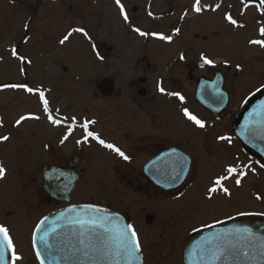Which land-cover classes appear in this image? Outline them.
Masks as SVG:
<instances>
[{
	"label": "rangeland",
	"instance_id": "374dc122",
	"mask_svg": "<svg viewBox=\"0 0 264 264\" xmlns=\"http://www.w3.org/2000/svg\"><path fill=\"white\" fill-rule=\"evenodd\" d=\"M193 1L121 0L129 18L125 22L115 0H0V81L16 77L17 72L13 68V63L16 64V62L11 60V54L7 51L23 42L26 45L23 49L26 54H32L33 63L44 64V61L50 62L51 58L62 60L60 66L69 65L71 62L83 71L84 78L80 82H69L67 86H64L65 90H68L64 93H76L83 103L86 102V105L78 106L74 96L60 93V88H55L60 94H51L48 97L50 108L57 117H65L68 122L72 121V117L76 118L77 123L91 121L90 115L99 117L96 131L102 134L105 141L116 145L126 142V137L118 131L116 126L117 132L112 129L110 123L114 121L102 114V106L94 103V90L89 85L87 87L85 83L91 81L88 77L94 75L93 70H98V74H105L104 76L111 74L117 77L121 86H123L122 83L129 81L130 76L133 75L132 64L114 60L112 62V59L117 58V54H121L123 60H130L137 52L138 39L143 36L133 31L131 25L136 27L140 24L146 27L148 44H150L146 52L147 61L152 62L154 69L160 71L159 75L149 73L150 75L147 76L150 82L149 88L154 89V82L158 76L163 79L174 76L175 72L179 74L182 72L181 66L176 64L178 61L179 63L183 61L179 58L181 55L194 60L195 63L202 61L200 59L202 55L215 60V63L219 64L217 70H221L226 75L231 107L225 116L216 120L220 122L218 129L213 128L211 118L197 105H194L192 111L202 121H207L203 129L195 125L182 127L184 117L172 108L169 102L162 101L151 106L154 110H147L144 107L145 111H148L147 117L140 115L139 111L135 114L140 120L149 121L148 118H151L157 121L156 124L162 123L160 127L147 131L152 136L156 134L153 140L160 141L165 148L175 146L192 154L193 166L190 179L177 191L169 194L158 192L156 195L151 192V188L146 185L141 175L142 164L149 157L146 152L137 156L130 166L124 164V160L117 155L106 152L92 142L89 145L81 143L79 146L75 139L64 144L65 149L72 147L75 155L81 160L77 168L80 179L69 205H100L125 213L134 220L140 234L149 239L148 246H158V236L163 233L166 242L168 236L170 240H173L179 232L185 236V233L195 228L224 218L221 217L223 208H225L226 218L238 215L240 212H247L257 215H251L252 217L244 215L243 219H264V215H258L264 213V198L256 199L257 195L264 196V174L261 169L254 172L245 171L247 175L240 187H236L234 182L227 184L232 191V196H225L222 192H218L214 194L212 200L208 201L206 194L210 180L223 174L224 168L233 163L237 165L242 163L244 166L251 164L247 156L238 149L239 144L235 142L237 140L232 137V121L236 109H241L244 101L264 85V49L260 50L259 45L249 43L253 39H259L256 33L254 34L255 27H253L252 38L249 39V30L228 26L225 29L224 25L208 27V32H204L203 29L197 31L200 32V37L203 35L207 37L201 41L194 38L193 31L186 32L178 42L183 47L177 44V47L172 48L174 45L166 47L160 44V40L151 34L159 33L161 28L169 32L171 20L168 15L165 17L168 11L173 8L176 10L179 5V10L186 6L190 9ZM135 8L137 11L133 13L132 9ZM150 8L155 15H149ZM202 18L199 16L200 20ZM26 23L30 24L26 25ZM77 27L84 28L90 38L74 33L70 43L51 53L50 49L60 45L59 40L68 31ZM28 37L33 38L32 42L30 40L25 42ZM93 37H97L100 48L106 44V50L102 52H106L109 46L115 48L112 53L115 56L111 58V63L108 61L105 66L104 63H99L98 68L93 66L90 59L91 47L88 45ZM186 44L190 46L189 50H185ZM34 45L38 50L32 51ZM45 54H51V57ZM55 54L60 55L61 58L57 55L54 57ZM58 65L56 62V67L52 66L54 72L51 70L49 76H45L42 70L32 69L28 72L30 84L36 85L35 89L45 92V84L48 85V82L53 79H59L57 78L59 74L55 73ZM176 66H178L177 71ZM118 70L119 75L115 73ZM198 72L201 71L198 70ZM144 74L147 73L144 72ZM125 94L124 91L123 98ZM14 95L5 90L0 92V110L4 113L6 125V128L0 132L10 137V141L0 143L2 145L0 146V164L6 169L5 178L0 180V223L10 229L18 252L28 258L26 264H35L30 249L34 226L48 213L63 206L46 203L47 198L41 191L42 170L52 162L67 166V160L71 155L61 156L55 154L53 149L47 151L44 147L45 139L56 131L59 133V138L63 135L62 128L54 130L50 124L34 126L28 122L19 131L13 129L12 124L16 120V115L11 112L15 110L9 108L12 101L17 100V96ZM32 101L31 108L38 112L39 104L36 95ZM112 101L117 106L122 104L118 97ZM19 108L20 115L28 112L27 107L21 104ZM40 115H42L41 112ZM8 126L10 129H7ZM95 127V124H91L89 128L96 133ZM16 132L19 137L24 138L17 139L18 144L15 142L17 135L12 139ZM82 136L78 137L82 138ZM220 136L230 137L231 142L220 140ZM151 212L155 213L156 219L152 225L148 226L145 217ZM174 244L179 246L177 243ZM176 246L173 247L170 243L168 251H174ZM163 264H171V262L167 261Z\"/></svg>",
	"mask_w": 264,
	"mask_h": 264
},
{
	"label": "flooded vegetation",
	"instance_id": "af4514ba",
	"mask_svg": "<svg viewBox=\"0 0 264 264\" xmlns=\"http://www.w3.org/2000/svg\"><path fill=\"white\" fill-rule=\"evenodd\" d=\"M245 3L248 5L247 8H245V6L243 4H241L240 0H201V5L202 8L204 7H209V9H211L212 7H216L217 5H220L219 8H217V11L212 13L211 11L208 13H205L207 15H203L201 17H203L201 20L198 17H195V15H193V5L195 4V0L193 2V4L191 5V8L189 9L187 6L181 8V10L178 9V7L171 9L168 11V14L165 15V17H167L171 20L170 22V28H169V32L168 30H164V28L160 29V32L158 34H163L165 36H171L172 38V42L168 43L167 41H160V44H164L166 45V47H171L174 45L175 48L177 47V44L179 46H181L178 42L180 41L181 37L186 33V32H190L193 31V36L196 40H204L206 39V35H203L202 37H200V32H197L201 29L204 30V32H208V27H223L226 29L227 26L228 27H238V26H233L231 24H229L227 22V20L224 19V17L226 15H231L233 17V19L238 21L239 25H243V27H238V28H243L244 30H249L250 34H249V39L252 38V31H254L253 27H255V31L254 34L256 33L257 38H259L260 40H264V36H261L258 33V30L262 27H264V15H262V12H264V9H262L261 7H259L260 5V0H245ZM180 8V7H179ZM125 9V8H124ZM133 12V9H132ZM151 12L152 15H155L154 12L152 11V8H150L148 10V13ZM185 13H187V15H185ZM151 15V16H152ZM168 21V20H167ZM202 22V23H201ZM163 23V22H161ZM138 25V24H137ZM139 29L141 31L146 32V27H142L140 26V24L138 25ZM176 29H179V33L177 34ZM150 31H152L151 29H149ZM149 31V32H150ZM197 32V33H194ZM154 33V32H152ZM224 37V35H223ZM148 39L147 35L140 37L138 39L139 44H138V49L137 52L131 57L130 60H123V57L121 54H117V58L112 59L114 61H123V62H130V64H132V69L131 71L133 72V75L130 76V79L128 82L126 83H122L123 86H121L120 81L117 79V77H114L113 75L109 74L108 76H104L105 74H98V70H93L92 73L94 75H90L88 78H91V81H89L87 84V87L89 85V87H91L94 92H95V104H99L102 106V114L105 117H108L109 120L114 121V123H110V125L112 126V129L114 131L117 132L115 126L117 127L118 131H121L122 134L126 137V142L121 143L122 145H116L117 147H119L122 151L125 152L126 155H128L130 157L129 161H124V164L126 165H130L133 163V161L137 158V156L144 154L145 152L147 153L148 159L142 164L141 167V172H142V177L144 179V181L146 182V185L149 186L151 188V192H153L155 195L158 192L162 193V190L157 188L155 185H153V183L147 178V176L144 173V168L146 166V164L154 159L155 157L159 156L162 152L166 151L167 149L171 148V147H175V146H169L166 147L163 146L160 141L154 139L156 137L152 136L151 134L147 133V131L150 129H154L156 127H160L161 124H156L157 121H153L151 120V118H148L149 121H143L138 119L135 114L137 111H139L140 115L147 117L148 116V111H145L144 107L148 110V109H153L154 107H151L153 105H157V103L159 102H169L172 106V108L176 109V111L178 113H180L183 117V112L182 109L183 108H187L192 114L193 113V107L194 105H196L195 100H194V91H195V87L197 85V79L199 77H206L208 79H212L214 77V75L218 72H222L221 70H217V67L219 64L215 63V60L213 61V64L215 65V67L209 66L207 64H204L203 61L201 62H194V60L192 61V59L190 58H184L183 61L179 63V61L176 63L178 65L181 66V70L182 72L179 74L178 72H175L174 76H170V77H166V78H160L159 76L156 77V81L154 82V89L152 87L149 88V80H148V75L152 74V75H159L160 71L154 69V65L152 62L147 61L148 56H147V51H148V46L150 44H148ZM33 40V38H29L28 41ZM32 42V41H31ZM98 39L94 38L91 40V49H92V53L90 54V59L92 60V64L95 68H98L99 63H104L103 65L105 66L106 62H110L111 63V58L114 57L115 55H113L112 53L115 51V48L112 46H109L108 50L106 52H102L103 50H106V44H103V46L100 48V44L98 43ZM37 46L38 44L35 43ZM36 45L33 46L32 51L34 50H38ZM24 44H19L16 45V50L18 52V54L22 57H25L27 60H30L31 63H27V64H22L20 63V61L13 56V61L16 62L13 63V68H15V72H17L16 77L13 76V78L11 79H2L0 81V92L5 90L7 92H11L13 94H15L17 96V100L12 101L13 103L10 104V110L14 109L15 111H11L12 113H14L16 115V120L22 115H20V108H19V104H21V106L27 107L28 112H26L23 115H35L40 117L38 120H27L24 121L20 126H16L15 121H13L12 127L14 130H20L22 127H24L26 124H28V122H30L32 125L34 126H42L45 124H50L51 123L48 121L47 116L44 114L43 112V107L39 102V98L38 95H36V99L38 101L39 104V110L41 112L42 115H40V112L38 110V112H36L35 109H32V99L35 96V94H29L25 91H23L22 89H14V88H8L5 87L6 85H11V84H22V85H27L28 87H32L34 90V84H30V79L28 77V72H30L32 69H37V70H42V72H44L45 76H49L51 75V70L54 72L53 67L55 68L56 66V62L59 64L57 66V70L55 73L59 74V76L57 78L59 79H53L52 81L48 82V85H44V87L46 88L45 91V96L48 99V97L52 95H59L60 93H63L65 95L68 94V96H74L77 105L80 107H83V105H86L85 103L82 102V99L79 95L75 94H69L67 92L64 93V91H68L65 90L64 86H67L68 83L70 82H80L82 81V70L78 69L77 66H74L71 62L69 63V65H62L60 66V62L62 60L59 59H55V58H51L52 60H50V62L44 61V64L40 63L39 65L36 63H33L32 61H34L33 57H31V53L30 54H26L24 48ZM94 46V47H93ZM183 47V46H181ZM185 50H189L190 46H188V44H186ZM23 49V50H22ZM60 49V45H56L55 48H51L50 51L51 53L53 51H56ZM264 49V47L259 48ZM207 51V50H206ZM208 52V51H207ZM182 54V53H181ZM47 57H51V54H45ZM57 54L53 55L54 57ZM125 56V54H124ZM145 56V58H143ZM57 57L61 58L60 55H57ZM211 60V59H210ZM151 63V64H150ZM37 65V66H36ZM53 66V67H52ZM176 71L178 66L175 67ZM21 69H23V72L21 71ZM119 69V68H117ZM201 71L200 73L198 72ZM103 71V70H102ZM204 71V72H203ZM144 72H146L147 74H144ZM197 72V74H195ZM91 73V74H92ZM114 73V72H111ZM117 75H119V70L115 72ZM150 73V74H149ZM138 74V75H137ZM144 74V75H142ZM146 75V76H145ZM224 78H225V89L228 90L227 87V77L225 74ZM119 77V76H118ZM104 79H108L109 82H111L113 84V93L111 94V96H104L100 90H99V84L104 80ZM14 80H17V82H13ZM50 80V77H49ZM149 82V83H148ZM158 82V83H157ZM128 83V84H127ZM40 87V86H39ZM63 87V88H62ZM81 87V86H80ZM86 87V88H87ZM159 87H163L165 89V93L162 94L158 89ZM55 88H60L61 92L58 93V90H56ZM124 91L126 92L125 97L123 98V93ZM179 93V95L184 97V102L181 103L180 100L176 97V96H169L167 95V93ZM17 93V94H16ZM71 93V92H70ZM18 94H21L20 96ZM14 95V96H15ZM96 97L99 99H96ZM115 97H118L120 99V101H122L120 105H115L113 103V99ZM27 98V99H26ZM110 100V102L108 101ZM23 103V104H22ZM187 105V106H186ZM191 105V106H190ZM198 108H200L197 105ZM0 108H1V102H0ZM49 108H50V103H49ZM31 109V112H29ZM51 109V108H50ZM144 109V111H143ZM202 109V108H200ZM205 111V110H204ZM52 115L54 118L56 119H60V117H57L56 114L53 112V110L51 109ZM174 113V112H173ZM210 115V114H209ZM104 117V118H105ZM222 118V117H220ZM91 121H95V131L98 125V120L99 117H96L95 115H90L89 118ZM213 119V118H211ZM182 127L188 125H192L193 124L187 120L186 117H184V119H182ZM65 123L70 124L71 122H68L67 120L62 122V124L60 126H58L57 128L52 126L54 130L62 128L64 129V133L63 135L59 138L58 136V132L56 131L52 136H49L47 139H45V145L44 147L47 149V151L50 149V151L53 149V152L55 154H59L61 156H64L66 154L71 155V156H77L75 155V150H73L72 147H66L67 149L64 148V144H67V142L69 140H75L77 139V141H81L82 138H79L83 135V129L79 126L80 124H82V122L77 123L72 131V134L69 136V138L64 141L63 143H61V140L63 139V136L65 134H67L68 129L65 126ZM0 124H2L3 126L0 127V131L4 130L6 128L5 125V118H4V113L2 110H0ZM115 124V125H114ZM213 128L218 129L220 122H213ZM56 128V129H55ZM7 129H10L9 126L7 127ZM17 131V132H18ZM81 131L79 134L77 132ZM15 133L14 136H12V139L15 137V135H17L18 138L15 139L16 144H18L17 139L21 140L24 139L21 137H19L18 133ZM8 133V132H6ZM96 133L98 135H100V137L103 136L102 134L98 133L96 131ZM4 133L0 132V136H3ZM79 136V137H78ZM78 137V138H77ZM10 141V140H8ZM111 143V142H109ZM79 145V143H78ZM2 146V145H0ZM80 146V145H79ZM148 147V148H147ZM155 150H154V148ZM153 149V152H151ZM80 151V150H79ZM71 152V153H70ZM111 153V152H110ZM119 157V156H118ZM51 165H59L58 163H54L52 162ZM65 166V165H64ZM192 174V167L190 169V172L185 180V182L183 183V185L189 181L190 176ZM193 183V182H192ZM182 186H180L179 189H181ZM177 189V190H179ZM176 190V191H177ZM174 192V191H173ZM208 201H210L209 199H207ZM212 200V199H211ZM222 216L224 218L218 219L215 222H211L208 224H213L215 225V227L217 226H223L228 222H234V221H238V220H242V216H240V214L238 215H234V216H230L229 218H226V212H225V208L222 209ZM128 216V215H127ZM239 216V217H237ZM129 220L132 222L134 228L136 229L137 233H138V237L140 239L141 242V248H142V255H143V260H144V264H163L167 261L171 262V264H184V250L186 245L188 244V242L197 234L206 231L208 229V227L204 226H200L198 228L203 229V231L200 232H196L194 230L189 231L188 233H185L183 236V233L179 232V235L175 237V239L170 240L169 236L167 241L165 242V238H164V233L158 236V241H159V245L158 246H148L147 242H148V238L145 236H142L137 228V225L135 224L134 220H132L129 216H128ZM156 219V215L154 212L149 213L148 215H146L145 217V222L146 225L150 226L153 224V222ZM206 224V225H208ZM182 230V228H181ZM180 231V230H179ZM184 231V230H182ZM182 234V235H181ZM145 242V243H144ZM171 245L174 247L176 246L174 243H177L179 246H176V249L172 252H169V246ZM31 249V255L33 258V262L35 264H38L34 252ZM18 250V249H17ZM18 254H20L23 257V260L21 262H19V264H26L28 262V258L27 256H25L23 253L18 252ZM68 262L69 264H98V262H93L94 260L97 261V258H94L93 254H85L81 251L78 252V254H76L75 256L70 255L68 257Z\"/></svg>",
	"mask_w": 264,
	"mask_h": 264
},
{
	"label": "water",
	"instance_id": "95a60500",
	"mask_svg": "<svg viewBox=\"0 0 264 264\" xmlns=\"http://www.w3.org/2000/svg\"><path fill=\"white\" fill-rule=\"evenodd\" d=\"M197 83L195 98L198 104L214 115H222L228 110L230 96L224 90V78L221 74H217L213 80L201 77ZM100 87L101 92L105 96L111 95L113 86L108 81L102 82ZM262 104H264V88L246 101L241 111L237 114L233 127L239 141L264 164V108H261ZM245 126H247V130H245ZM73 164L76 165V163ZM190 165L191 161L186 152L181 149H173L153 160L146 167L145 172L151 181L156 182L165 190H170L177 188L185 180ZM44 173L43 192L49 196L50 200H54L57 203H69L72 199L77 177H74L70 170L60 167H48ZM167 185L171 186L168 187ZM82 207H66L48 216L49 220L45 228L49 230L55 229L48 237V242L53 245V248L48 251L43 245H38L44 255L45 264H62V249L68 246H75V239L77 238L79 242L82 238L79 235L78 227L73 228L67 223L65 218L75 215V213H69V209L76 208L79 210ZM96 208L101 210L102 215L113 218L118 217L121 225H128L124 216L100 207ZM61 213L65 214L64 217L61 216ZM244 228L251 230V238H248L245 233H234L229 239L233 242H238V247H242L243 251L248 252V256L237 252L212 260L211 251L213 244L201 243L205 237L211 238L214 233ZM261 238H264V222L243 221L228 224L227 226L205 232L193 239L186 249L185 262L186 264H264V257H261L258 251ZM98 244L99 240L92 238L89 243V251L90 249L94 251ZM139 255L141 256V254ZM93 256L99 260L98 264H127L123 256L115 258L112 255H105L102 257L95 251ZM135 264H142V258L136 261Z\"/></svg>",
	"mask_w": 264,
	"mask_h": 264
},
{
	"label": "snow or ice",
	"instance_id": "6c2138e0",
	"mask_svg": "<svg viewBox=\"0 0 264 264\" xmlns=\"http://www.w3.org/2000/svg\"><path fill=\"white\" fill-rule=\"evenodd\" d=\"M117 6L120 8V14L123 16L125 22L128 21V16L125 13L124 6L121 4V0H115ZM241 4L247 8V4L245 0H240ZM220 5H217L216 8H219ZM262 9H264V0H260V5ZM193 10L196 13H200L202 11L201 0H195V4L193 5ZM216 10V9H213ZM151 16L152 13L149 12ZM187 15V13H185ZM264 15V12H262ZM227 22L233 26L243 27V25H239L238 21L233 19L231 15H226L224 17ZM133 31L137 32L140 36H146L148 33L141 31L139 28L133 29ZM179 29H176L177 34L179 33ZM260 35L264 36V27L260 28ZM74 33H79L85 38H90L89 34L85 31L82 27L73 28L72 30L68 31L60 40L59 44L65 45L66 43L71 42V38L73 37ZM156 39L160 41H167L168 43L172 42L171 36H165L163 34L152 33ZM250 43L254 45H259L264 47V40L260 39H253ZM94 47V46H93ZM12 55L16 57L20 63L27 64L31 63L30 60H27L25 57H22L18 54L16 49L12 50ZM183 60L185 57L181 55L179 57ZM200 59L203 61L204 64L209 66L215 67L213 61L206 58L205 56H201ZM239 68V65H237ZM23 72V69H21ZM5 87L14 88V89H22L23 91L29 94L38 95L39 102L43 107V112L47 116L48 121L54 126H60L62 122L66 121L67 118L61 117L60 119H56L53 117L51 109L49 108V101L45 96V92L39 89H33L32 87H28L27 85L22 84H11L6 85ZM162 94L165 93V89L163 87H159L158 89ZM259 90V89H258ZM169 96H176L181 103L184 102V97L179 95V93H167ZM261 108H264V104L261 105ZM59 111V110H57ZM184 117L187 118L192 124L196 127L203 129L205 128V123L198 118L196 115L192 114L187 108L182 109ZM40 117L35 115H21L16 121V126H20L24 121L27 120H38ZM95 121L85 120L79 126L83 129V136L84 139L82 141H77V143H87L89 139L95 140L100 146L103 148L115 153L124 161H129L130 157L125 154L119 147L114 145L113 143H108L104 139L89 130L91 124H94ZM77 124L76 118L72 117V121L70 124L65 123V126L68 129L67 134L63 136L61 143L66 141L69 136L72 134L74 126ZM3 125L0 124V127ZM245 130H247V126H245ZM10 137L8 135L0 136V143L8 141ZM220 140L222 141H229L231 142L230 137L220 136ZM250 171L254 170L251 168L250 165H245ZM264 168V164L261 165ZM247 175V172L244 171L243 168H240L239 165L233 163L224 168L223 174L218 175L215 179L210 180V186L206 189L207 199H213L214 194L218 192H222L225 196H230L231 191L230 189L225 186V182L234 178V184L236 187H240L242 184V180ZM6 176V169L5 167L0 164V180H3ZM264 196L257 195L256 199H262ZM69 213H75V215L65 217L67 219V223L71 225L73 228L78 227L79 235L82 237L79 241L81 245H84L85 254L89 251V243L92 238H96L99 240L98 246L94 248L96 253H99L102 257L105 255H112L115 258H119L123 256L127 264H135L136 261L141 259L139 255L142 252L141 242L138 237L136 229L133 225L128 224L126 226L121 225L119 222V218H113L111 216L102 215L100 209L96 208L95 206L89 204L83 206L81 209L77 210L76 208H72L68 210ZM65 214L61 213V216L64 217ZM240 215H257L256 213H247V212H240ZM258 215H264V213H259ZM49 218L45 216L41 219L35 226L34 230L31 234V246L35 253V258L39 262V264H45V258L38 245H43L44 248L48 251H51L53 245L48 242V237L51 235L55 229H46L45 225L47 224ZM208 228H214L215 225L208 224L205 225ZM101 230V231H98ZM194 231L200 232L203 229L195 228ZM234 233H245L247 234L248 238L252 237V233L250 229H235L230 230L228 232H220L214 233L211 238L205 237L204 240L201 242L202 244H213V249L211 251V258L212 260H217L226 255H231L234 253H241L244 256H248V252L243 251L242 247H238V242H233L229 239L231 235ZM214 242V243H213ZM259 254L261 257H264V238H261V242L259 244ZM23 260V257L18 254L17 245L15 243L14 237L10 232V229L0 224V264H19Z\"/></svg>",
	"mask_w": 264,
	"mask_h": 264
}]
</instances>
